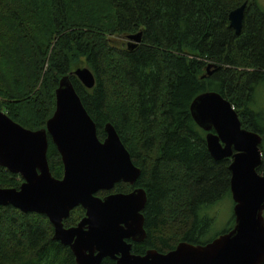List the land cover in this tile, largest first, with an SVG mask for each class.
Segmentation results:
<instances>
[{
	"label": "trees",
	"instance_id": "obj_1",
	"mask_svg": "<svg viewBox=\"0 0 264 264\" xmlns=\"http://www.w3.org/2000/svg\"><path fill=\"white\" fill-rule=\"evenodd\" d=\"M246 2L237 35L228 16ZM139 32L133 49L111 44ZM78 68L95 78L92 89L70 80L99 140L111 124L141 170L147 238L133 253L205 245L230 231L233 217L224 232L206 238L213 225L207 210L231 197V160L210 156L190 104L217 92L242 128L264 137L262 115L252 109L255 87L264 82V10L254 0H0V111L25 129L45 128L60 79ZM48 143L49 169L60 179L61 158ZM258 172L264 174V165ZM20 182L0 167L1 188ZM83 215L74 209L64 226ZM52 237L45 216L0 206V264H76Z\"/></svg>",
	"mask_w": 264,
	"mask_h": 264
},
{
	"label": "water",
	"instance_id": "obj_2",
	"mask_svg": "<svg viewBox=\"0 0 264 264\" xmlns=\"http://www.w3.org/2000/svg\"><path fill=\"white\" fill-rule=\"evenodd\" d=\"M246 7L247 2L228 16L229 27L237 35ZM141 36L140 32L128 36V49L135 48ZM71 76L86 89L95 86L87 68L61 78L55 90V111L43 129H25L0 111V167L23 179L18 189L0 187V206L45 216L53 226L52 239L71 250L76 264H101L107 258L115 264H264V174L258 172L263 165L262 136L242 128L229 101L217 92H204L191 102L190 114L207 132L210 156L216 161L231 160L234 226L205 245L180 242L167 253L151 249L137 255L127 240L141 243L146 238L145 191L136 189L103 199L96 193L120 182L132 185L141 171L111 124L105 125V138L99 140ZM48 138L60 155L62 179L50 172ZM77 207L85 216L76 226L65 228L64 220Z\"/></svg>",
	"mask_w": 264,
	"mask_h": 264
},
{
	"label": "rangeland",
	"instance_id": "obj_3",
	"mask_svg": "<svg viewBox=\"0 0 264 264\" xmlns=\"http://www.w3.org/2000/svg\"><path fill=\"white\" fill-rule=\"evenodd\" d=\"M264 10V0H254ZM128 40L125 38H113L111 44L117 45L119 48L127 46ZM252 109L256 113L262 115L261 125H264V82L256 85L253 95ZM263 165H264V137L260 145ZM234 203L231 197H225L216 205L207 210L209 216L213 218V225L210 232L206 235L207 240L224 232L228 227L233 217Z\"/></svg>",
	"mask_w": 264,
	"mask_h": 264
},
{
	"label": "flooded vegetation",
	"instance_id": "obj_4",
	"mask_svg": "<svg viewBox=\"0 0 264 264\" xmlns=\"http://www.w3.org/2000/svg\"><path fill=\"white\" fill-rule=\"evenodd\" d=\"M205 135H207V132H206V134ZM206 137V136H205ZM50 139V138H49ZM137 167V166H136ZM138 168V167H137ZM141 171V170H140ZM9 172V171H8ZM10 173V172H9ZM10 174H12V173H10ZM13 175H17V174H13ZM19 176V175H18ZM140 176H141V173H140ZM140 176H139V178L137 179V181L134 183V184H128V183H123V182H120V183H116L115 185H114V187L111 189V190H109V191H99V192H97L96 193V196L97 197H99V198H101V199H103L104 197H106V196H108V195H113V194H128V193H131L132 191H134V190H136V189H143L144 191H145V189L143 188V187H141V185L139 184V179H140ZM62 177H63V173H62ZM62 177L60 178V179H62ZM19 178H20V185L22 184V182H23V179L19 176ZM56 179V178H55ZM120 184H125V185H128V187H127V190L125 191V192H117L116 190H117V186L118 185H120ZM19 185V186H20ZM19 188V187H18ZM18 188H16V189H18ZM145 193H146V191H145ZM146 197H147V195H146ZM78 208V207H77ZM76 209V208H75ZM83 210V209H82ZM73 211V210H72ZM71 211V212H72ZM144 211V210H143ZM143 211H142V215H143V217H144V213H143ZM43 216V215H42ZM70 216V215H69ZM85 216V211H84V215H83V217ZM69 218V217H68ZM67 220V219H66ZM65 221V220H64ZM144 223H145V217H144ZM51 224V223H50ZM78 224V223H77ZM76 224V225H77ZM63 225H64V222H63ZM75 225V226H76ZM53 227V226H52ZM65 227V226H64ZM72 227H74V226H72ZM65 228H70V227H65ZM144 230H145V228H144ZM145 232H146V230H145ZM146 238H147V233H146ZM146 238L144 239V241L143 242H141V243H135V242H133L132 240H127L128 241V243H130L131 244V252L133 253V248H135V247H137L138 245H142L144 242H145V240H146ZM147 250H151L150 248H148V249H146L145 251H144V253L143 254H145V252L147 251ZM135 254V253H134ZM143 254H137V255H143ZM108 259V258H107ZM105 260V259H104ZM113 261V260H112Z\"/></svg>",
	"mask_w": 264,
	"mask_h": 264
}]
</instances>
